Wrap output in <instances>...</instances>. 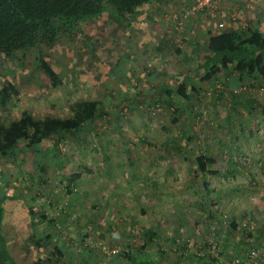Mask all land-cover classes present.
Masks as SVG:
<instances>
[{
	"label": "rangeland",
	"instance_id": "rangeland-1",
	"mask_svg": "<svg viewBox=\"0 0 264 264\" xmlns=\"http://www.w3.org/2000/svg\"><path fill=\"white\" fill-rule=\"evenodd\" d=\"M191 1L158 0L126 20L107 10L80 24L62 25L36 46L0 50V86L12 81L21 91L9 104L14 115L23 108L40 117L67 115L70 99L87 98L101 100L107 114L95 121L93 130L83 132L85 139L66 132L48 139L42 158L30 150L0 157L1 187L12 196L5 201L4 229L17 263L35 264L49 251L50 246H38L31 238L27 201L41 196L47 211L57 218L54 234L75 252L68 264H84V246L96 249L95 254L108 262L122 250L133 255L145 245L143 232L152 227L161 239L148 247H165L168 231L163 227L168 226L187 228L186 235L180 234L188 243V253L199 252L194 246L206 236L207 254L221 258L228 254L219 225L210 217L215 212L225 223L239 224L230 228V240L241 239L248 250H258L264 264V112H250L247 99L260 85L251 90H240L241 85L222 89L201 81L207 64L198 65L196 53L203 48L191 49L187 42L188 31L196 34L199 44L203 42L207 15L213 25L225 28L226 15L228 23L236 25L247 10L262 13L253 2L244 11L230 4L226 8L224 0L194 10L193 5L202 0ZM171 33L176 35L169 43ZM41 56L59 72L58 87L37 65ZM187 66H197L193 82L201 92L193 107L202 115L195 119L188 115L189 120L183 114L176 121L173 108L160 99V83L150 73L158 69L178 74ZM117 114L116 124L107 122ZM193 131L187 145L182 135ZM196 151L214 156L216 170L231 169L227 177L208 176L216 189L212 194L196 170ZM72 164L85 172L70 193L66 186ZM237 247L226 251L236 252ZM238 255L232 264L236 258L248 257Z\"/></svg>",
	"mask_w": 264,
	"mask_h": 264
},
{
	"label": "trees",
	"instance_id": "trees-1",
	"mask_svg": "<svg viewBox=\"0 0 264 264\" xmlns=\"http://www.w3.org/2000/svg\"><path fill=\"white\" fill-rule=\"evenodd\" d=\"M158 0H0V50H19L38 45L46 35H55L62 25L80 24L90 18L103 15L110 10L116 17L126 20L133 14H138L145 5L151 7ZM153 3V4H152ZM129 22V21H128ZM225 26V25H224ZM223 26V27H224ZM202 52L198 54L199 65L207 64L201 74V81H207L216 87H228V74L236 71L243 73L241 84L251 82V89L255 85H264V29L250 23L239 28H219L218 31L210 30L203 45ZM178 50L181 51L180 48ZM37 65L48 76L50 84L58 87L62 83L59 72L44 57L37 58ZM190 69V70H189ZM178 75H173L161 90L162 102L173 108L174 120L181 118L200 117L194 109L195 97L200 94V88L194 84L193 74L196 67ZM171 81V82H170ZM250 89V90H251ZM226 90V89H225ZM21 91L12 81H7L0 86V157L14 153L20 155L22 150H30L35 157L42 158L45 152V143L55 136L64 133L77 135L80 139L86 138L83 132H89L95 127V121L105 119L106 112L102 109V102L98 99H70L68 102L69 114H47L37 116L31 109L23 108L18 115H14L9 104L18 98ZM143 100L146 99L142 94ZM250 112L258 110L264 112V93L256 91L249 97ZM235 110V108H233ZM236 112V110H235ZM187 113V114H186ZM238 114V112H237ZM190 118H189V116ZM115 118L107 122L115 123ZM181 117V118H180ZM193 132L185 133L182 137L190 145ZM23 143V145H20ZM13 156V159H14ZM196 170L203 175V185L208 194L216 191L208 176L227 177L231 169L219 171L215 169L216 158L202 151L194 155ZM71 174L67 178V190L72 193L74 187L83 176L85 170L80 166H71ZM12 197L6 194L0 181V264H19L14 258L7 237L5 235V201ZM33 198L26 197L27 200ZM34 202L27 201L28 213L33 226L31 238L36 245L50 246L47 254L40 256L35 264H68V257H74L75 252L61 244L59 236L54 234L57 229L56 217L47 211V206L41 196ZM214 214H211V217ZM220 221V225H225ZM234 221L231 226L236 228ZM41 226H43L41 228ZM41 229V234L38 230ZM49 229V230H47ZM145 245L161 239L160 232L155 228H148L143 232ZM96 249L90 246L82 248L84 264H136L138 256L132 257L131 253L122 250L114 255L112 262L95 254ZM209 255L208 260H216ZM146 264V263H145ZM148 264H155L151 260Z\"/></svg>",
	"mask_w": 264,
	"mask_h": 264
},
{
	"label": "crops",
	"instance_id": "crops-1",
	"mask_svg": "<svg viewBox=\"0 0 264 264\" xmlns=\"http://www.w3.org/2000/svg\"><path fill=\"white\" fill-rule=\"evenodd\" d=\"M194 1V0H192ZM191 1V2H192ZM226 1L225 7H229L228 4H230V6L232 8H242V10H246V8L244 6L247 7V5H249L251 2L256 3V6H259L257 10H260V13H262L261 16H258V14H253L250 11H245L248 13H245V18H244V22L241 20L236 21L233 25L232 23H228L230 22V18L228 15L224 16V20L227 21L226 24V28H239V27H244L245 25H247L248 23L254 25V26H258L262 29H264V0H224ZM224 3V2H223ZM251 8L253 7L250 6ZM241 10V9H240ZM205 18V23L203 24L204 29H205V33L208 34V32L210 30L213 31H218L219 28L218 26L215 24L213 25L211 23V21L209 20V18H211L209 15H207ZM209 21V22H208ZM172 25V24H171ZM176 35V33H171L169 35L168 41L169 43L171 41H173V39L175 38L174 36ZM187 37H188V43H189V47L198 49L199 47H203L206 39H207V35H205V38L203 40V42H201V44H199L197 41L198 38H196V34H190V31L187 32ZM197 40V41H196ZM200 42V41H199ZM157 49L160 48V46H156ZM178 51V49H177ZM198 56V53H196ZM199 65V64H198ZM191 67V66H190ZM196 67L197 70V66ZM189 67L187 66V68L183 71L188 70ZM190 70V69H189ZM181 71V72H183ZM181 72H179L178 74H180ZM170 73V72H169ZM150 78L151 79H155L156 83H160L159 89L163 90V86L164 84H166L170 79L171 76L173 75H178V74H166L165 72L161 73L159 72L158 69L152 70V72L150 73ZM228 79H227V84L228 85H234V86H239L241 85L242 82V77H243V73L241 72H230L228 74ZM231 80V81H230ZM171 82V81H170ZM230 83V84H229ZM162 98V96L160 97V99ZM162 101V100H161ZM159 219L160 217H163L162 213L158 215ZM173 219H174V215H172ZM211 217V214H210ZM213 218V220H215L219 225V233H220V241L221 244L223 246V250H225V254L228 255H222L223 257L218 258L216 260H208L209 254H207V247H208V243L206 241V236L203 234V236H205V239L200 240L197 242V245H195V249H198L199 252H191L188 253L186 250L188 249L187 245V241L185 240L183 242V240L185 238H181V234L186 235L187 233V228H185V226H179L178 227H163L165 228V231H168L166 234H168V236L166 237V240L168 242V244L163 247V246H157V248L155 249H151L148 246L149 245H143L142 247L137 249V252L135 250V252L133 253V255H131L132 257L138 256L137 258V263L136 264H148L151 260H153V262H155V264H232V260L234 258V255H238L242 258H245L246 255H248V253L250 252V250H248L246 244H244V242H242L243 240L239 239L235 242H232L230 239L232 238L233 235V231L231 230L232 228H234L233 226H231L232 222H229L228 224L225 223L223 221V219L221 218V215L217 216V212L214 213V215L211 217V219ZM170 219V218H168ZM220 221H223L222 223L225 225L224 227H222L220 225ZM164 223V221H161ZM236 221L234 220V224L236 226ZM174 224V222H171V225ZM233 224V225H234ZM239 224L237 223L236 228H238ZM231 228V229H230ZM235 228V229H236ZM194 231L196 232V230L198 228H196V226H194ZM199 231V230H197ZM181 233V234H180ZM192 233V232H191ZM201 233V232H198ZM182 242L184 244H182ZM187 244V245H186ZM178 245V248L175 246ZM238 246V250L236 252L233 251V249H230L228 251L227 247L229 246ZM178 250V252H177ZM128 251V250H127ZM129 252H131V250H129ZM205 254V255H204Z\"/></svg>",
	"mask_w": 264,
	"mask_h": 264
},
{
	"label": "built area",
	"instance_id": "built-area-1",
	"mask_svg": "<svg viewBox=\"0 0 264 264\" xmlns=\"http://www.w3.org/2000/svg\"><path fill=\"white\" fill-rule=\"evenodd\" d=\"M214 0H202V2H199L198 4H194L192 9H197L200 8L202 5H211L213 4ZM223 25V24H221ZM240 90L243 89H251V86L249 84H241V86H239ZM258 91L262 92L261 90H263L262 93H264V87L260 86L257 88ZM116 252V251H113ZM234 264H261L260 259L258 258V250L253 249L250 251L248 257L246 259H241V258H236L234 261Z\"/></svg>",
	"mask_w": 264,
	"mask_h": 264
}]
</instances>
